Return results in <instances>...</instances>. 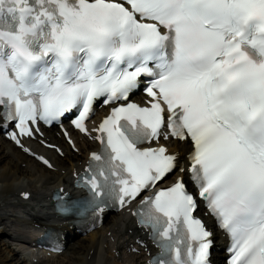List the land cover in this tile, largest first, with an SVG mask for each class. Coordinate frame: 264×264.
<instances>
[{"label":"snow or ice","instance_id":"snow-or-ice-1","mask_svg":"<svg viewBox=\"0 0 264 264\" xmlns=\"http://www.w3.org/2000/svg\"><path fill=\"white\" fill-rule=\"evenodd\" d=\"M98 102L111 114L89 129ZM65 120L102 149L78 177L87 198L57 193L61 214L128 208L150 264H213L202 201L224 264H264V0H0V132L36 156L23 138ZM170 138L187 155L152 146Z\"/></svg>","mask_w":264,"mask_h":264},{"label":"bare ground","instance_id":"bare-ground-1","mask_svg":"<svg viewBox=\"0 0 264 264\" xmlns=\"http://www.w3.org/2000/svg\"><path fill=\"white\" fill-rule=\"evenodd\" d=\"M174 150L182 151L183 146L173 144ZM80 152L84 154L90 150L88 143L79 146ZM10 153H14V156H10ZM76 160V161H75ZM81 157L79 155L68 154L67 161H59L58 166L61 167L60 171L65 170L69 164L73 166L75 162H79ZM67 162V164H66ZM27 164L26 170L22 169V164ZM65 177H61L59 174H53L43 167L39 166L35 162L28 160L25 156L10 151L7 143L0 141V264H27L28 257H22L18 248H12L4 239L6 234H10L8 226L4 228V222L6 221V213L10 211L9 206L12 205L13 199L18 189L31 190L33 192L34 201L36 202L37 211L36 214L31 215V219L34 222L42 221L44 218H48L45 211V198L46 191L50 185H58L63 182ZM37 216V217H36ZM35 217V218H34ZM34 219V220H33ZM128 225L127 218L121 217L112 221L111 226L108 225L100 233L93 234L89 238L83 240L77 248L68 249L63 255V264H110L108 254L109 243L105 236L106 233L111 232L113 238L120 239L125 232V226ZM132 230V227L127 226V231ZM13 242H19V240L12 239ZM107 247V249L105 248ZM72 254L69 255V253ZM111 254V253H110ZM69 255V256H68ZM59 260L62 259L58 257ZM57 258V259H58ZM136 262H140L139 258L134 257ZM56 259L48 261L54 263Z\"/></svg>","mask_w":264,"mask_h":264},{"label":"rangeland","instance_id":"rangeland-1","mask_svg":"<svg viewBox=\"0 0 264 264\" xmlns=\"http://www.w3.org/2000/svg\"><path fill=\"white\" fill-rule=\"evenodd\" d=\"M4 238H5V237H4ZM70 254H72V251H71V253H69V255H70ZM69 255H68V256H69ZM65 256H66V255H65ZM65 256H64V257H65ZM64 257H62V259H60V260H59V258H58L57 260H55L54 263L51 262L50 264H63L62 261L64 260Z\"/></svg>","mask_w":264,"mask_h":264}]
</instances>
